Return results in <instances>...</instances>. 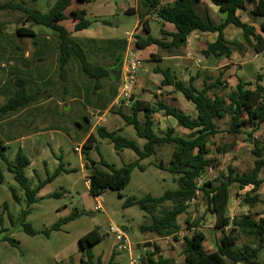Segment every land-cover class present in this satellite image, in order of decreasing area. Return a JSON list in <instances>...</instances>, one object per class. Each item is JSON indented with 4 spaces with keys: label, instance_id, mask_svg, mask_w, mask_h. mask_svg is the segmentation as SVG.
I'll use <instances>...</instances> for the list:
<instances>
[{
    "label": "rangeland",
    "instance_id": "374dc122",
    "mask_svg": "<svg viewBox=\"0 0 264 264\" xmlns=\"http://www.w3.org/2000/svg\"><path fill=\"white\" fill-rule=\"evenodd\" d=\"M7 1L9 0H0V4ZM26 1L46 11L55 2V0ZM126 1L93 0L91 4H85L84 8L88 11L87 18L91 20L97 17L94 13L95 8L104 14L112 10L114 14L113 16L105 15L113 22V25L102 27L103 23L93 22L89 30L103 29L106 37L118 39H127V31L134 30L137 25V28L143 30L142 23L138 24V16L122 9ZM128 1L134 3L135 6L138 3V0ZM77 7L78 4L74 2L67 12ZM82 7L80 6V8ZM120 9H122L121 12ZM22 19L21 13L18 11H0V22L5 27L0 35V107L13 95L14 80L17 77L27 80L28 90L35 93L38 99L18 112L0 114V139L8 145L3 152L8 160L14 161L17 151L20 148L23 149L31 160V165L26 169V175L33 188L45 180L48 175H53L60 164L63 163L67 171H62L54 177L36 195V201L29 204L25 190L15 179L14 173L9 170L7 162L0 158V173L4 176V180L0 184V264H67L71 256L73 261L79 264V239L94 228H98L102 240L94 247L93 253L96 258L107 261L110 259L115 244L114 234L108 231V227L113 225L118 226L128 236L133 246V257L136 258L139 254H144L147 251L153 252V250H146L140 245L141 240L149 238L152 234L159 236L151 230L144 231L142 229L154 222L152 215L137 203L128 207L125 206V203L129 198L141 199L148 195L160 197L167 190L179 187V176L167 169L172 157L173 145L160 146L155 154L140 160V163L145 166V170L135 167L131 173L130 182L122 190L107 189L99 198L101 208L98 210L96 208L98 198L91 194L87 181L90 173L88 168L91 166L87 165L83 151L78 152L75 147L83 145V138L95 125L93 134L97 140L95 146L88 149L90 158L98 163L104 159L116 167H121L137 160L136 152L131 148L117 150L109 139L99 136L98 128L105 127L108 130L121 128V135L136 140L141 147L146 143V139L138 137L134 126L127 124L121 115V112L130 114L131 109L124 110L117 105L110 104L105 115L107 121L99 122L100 116L105 112L99 111L102 108L96 106L94 102L96 94L91 95V102L86 99V94L93 88L95 80L91 81L82 73L78 62L74 59L68 64L65 79L62 78L58 68L57 37L53 31L44 26L35 25L34 30L40 36L35 43L32 37L16 34V30L23 25ZM116 21L117 26L114 25ZM162 23L163 21L151 17V27L156 32H159V29L165 25ZM231 29L241 30L234 25ZM231 29H228L229 34ZM155 31H153L154 34H156ZM91 35L99 37L98 30H94ZM78 37L84 39L89 36L81 33ZM42 44L46 48L44 55L38 51ZM249 49L253 55L255 52L251 47L237 51L243 56ZM40 58L42 60H39ZM248 59L251 60V58ZM91 61L100 63L110 70L115 67V57H111L103 47L99 53L92 54ZM253 62L260 71L264 72L263 55ZM194 65L195 63L192 62V71L195 72L198 67ZM147 68L148 72L140 71L139 75L154 76L150 87L157 91L155 77L158 78L162 74L156 73L149 65ZM182 72L186 73V70L183 68ZM262 77L264 79V73H262ZM115 81L116 75L112 72L110 78L104 79L105 88ZM255 81L250 82L255 83ZM167 89L165 88L160 99L185 112L189 113L193 110L182 96H177V92L173 88ZM152 90H148V93H151V96L148 97L150 102L155 103L156 97ZM141 95L143 94H138L137 97H141ZM162 113L157 116L158 118L156 117L157 120H162L168 129L173 128L178 135L186 134L185 128L181 127L175 118L168 116V120H165L167 117ZM85 115L90 117V122H87ZM227 123L228 119H223L220 121V126L225 129ZM163 129H158V133L162 134L166 131V127ZM186 131L189 130L186 129ZM254 137L264 141V129L254 132ZM252 147L245 134L237 136L225 131L220 132L210 143L212 155L217 161L204 175L203 181L227 175L229 167H233L241 173L251 171L255 159ZM223 149H227L228 152L223 153ZM219 150L222 152L221 154H219ZM161 162L164 167L159 165ZM250 189L251 187L240 189L237 183L232 186V200L228 211L230 217L252 214L256 219H259L264 216L262 202L253 205L246 203V193ZM13 190L19 200L14 198ZM56 193L59 194L56 195ZM259 194L261 198H264V184L259 190ZM171 207L172 202L167 201L159 206L157 213ZM76 210L83 214L63 224L60 230L49 231L59 219L70 216ZM187 219H190L191 222L199 220L197 230L207 231V233L210 231L204 243L207 250L212 251L221 237V233L215 228V215L208 212L206 197L203 192L198 191L187 211L179 216L178 221L181 229L176 233L177 238L174 236L168 238L167 250L174 260H184L183 251L186 247L184 236H190L195 229L189 227L186 223ZM25 224L32 226L38 233L36 235L27 233L24 228ZM6 237L14 239L15 245L5 239ZM252 242L253 237H245L240 234L239 247H242L243 244L255 247L256 245ZM119 253L116 261L119 264H130L128 251ZM258 260L264 264V249L258 253ZM228 262L229 264H238L230 260Z\"/></svg>",
    "mask_w": 264,
    "mask_h": 264
},
{
    "label": "trees",
    "instance_id": "16d2710c",
    "mask_svg": "<svg viewBox=\"0 0 264 264\" xmlns=\"http://www.w3.org/2000/svg\"><path fill=\"white\" fill-rule=\"evenodd\" d=\"M35 1L33 0V2ZM73 1L55 0L46 12H42L37 6L26 0H9L0 4V11L20 12L23 25L16 30V34L32 37L35 43L40 38L34 30L35 25L44 26L55 31L57 33L58 68L61 77L65 79L68 64L71 60H76L82 73L91 81L95 80L93 88L86 94V99L90 101L91 95L96 94V101L94 102L102 108L101 110H105L118 94L122 54L127 48L128 41L123 38L81 39L73 36L61 23L62 21L69 18L77 20L76 31L90 28L93 22L113 25L110 19L95 18L91 20L87 18L88 11L85 8L67 14L66 10ZM77 1L85 4L93 2V0ZM200 1L139 0L137 10L133 7L127 8L125 11L128 13H138L139 21L148 34L146 38L139 34L135 36L136 47L145 49L152 44H156L167 49L179 48L186 43L192 31L197 29L218 34L217 39L209 43L208 47L202 51L206 57L224 56L229 58L234 49L246 50L248 47H251L255 53L262 52L264 54V0H211L221 11L227 14L226 19L219 24H216L209 14L206 17L200 14L198 10ZM239 10L248 12L254 19H260V33L257 32L255 25L241 19L238 15ZM149 15H155L157 19L174 25L175 32L171 34L173 38L171 41L166 42L164 40L165 36L160 39L150 34V18L147 17ZM230 24L243 31V43L229 41L226 38L225 28ZM4 29L3 23L0 22V35ZM167 34L163 31V35ZM102 47L110 53L111 57H115V67L112 70L100 63L91 61L92 54L99 53ZM39 60H42V58ZM154 71L163 75L162 85L172 86L175 91L181 92L186 100L194 104L197 116L194 118L162 100L155 103L135 101L131 107L132 114L121 112V115L127 124L134 126L138 137L146 139V143L141 147L136 140L121 135V130L109 131L105 127L98 128L99 136L109 139L117 150L131 148L138 156L137 160L121 167H116L101 159L100 164L107 170L98 168L97 164L99 163L90 158L88 149L93 148L97 140L95 135L90 133L83 143L82 151L87 159V165L90 164L92 167V171L87 178L91 194L94 197H99L107 189L122 190L130 182L131 173L135 167L145 170V166L140 163V160L155 154L158 146L172 144L174 148L167 169L179 176V187L174 190H167L160 197L148 195L141 199L129 198L125 206L128 207L137 203L143 210L152 215L154 222L149 226H144L142 228L144 231L151 230L161 237L174 236L177 238L176 233L181 229L178 221L179 216L187 211L191 202L196 198L198 191H201L206 197L208 212L215 215V228L221 233V237L216 250L208 251L204 245L208 235L207 231L196 229L199 226L198 219L192 222L187 219L186 223L189 227L195 229L190 236H184L186 247L183 251V262L165 258L160 254L161 248L155 245L153 252L145 253L139 264H229L228 260L234 263L261 264L258 260V253L264 249V216L259 219H256L252 214L230 217L227 215V206L230 198L229 187L234 182L238 184L240 189L251 187L246 193V203L253 205L262 202L264 205V199H260V196L255 194L264 183V142L254 137V132L264 128V84L262 83L264 79L262 75H258L255 83L240 79L233 91L224 94L227 85L220 78L210 84L205 81L204 87L198 89L194 85L193 77L187 82L172 74L170 68L162 69L156 66ZM112 72L116 75V81L110 84L108 88H104V79L110 78ZM14 87L13 95L0 107L1 115L18 112L38 99L35 93L28 90L25 78L17 77L14 80ZM160 110H163L166 116L174 117L177 123L188 129L190 133L188 135H178L173 128H169L164 135H158L153 129L152 114ZM140 111L144 113V122L139 120L138 114ZM226 117L229 120L224 131L233 135L243 133L253 145L254 167L251 171L243 173H238L234 168L229 167L227 175H222L221 178L214 180L202 181L199 184L198 179L205 175L217 161L215 157L210 156V143L221 132L217 121ZM85 119L90 122L88 115H85ZM7 147L8 145L0 139V158L7 162L9 170L14 173L15 179L25 190L29 204L36 201V195L54 177L62 171H67L62 163L53 175H48L45 180L33 188L26 175V169L31 165V160L22 148L17 151L14 161L8 160L3 152ZM219 152L221 151L219 150ZM222 152L226 153L227 149H223ZM159 165L164 167L163 162ZM3 180L4 176L0 173V184ZM13 196L16 200H19L14 190ZM167 201L172 202V207L162 209L160 213H157L159 206ZM80 214H83V212L76 210L70 216L59 219L49 231L60 230L63 224L75 219ZM24 228L31 235L38 233L28 224H25ZM240 234L245 237H253L252 243L256 246L251 247L250 244H243L242 247H238ZM5 239L10 240L15 245L14 239L8 237ZM101 240L102 235L98 228H94L79 239L78 251L81 254L79 264H117L115 253L111 255L108 261L95 258L93 249ZM67 264H75L72 256Z\"/></svg>",
    "mask_w": 264,
    "mask_h": 264
},
{
    "label": "crops",
    "instance_id": "0c3cea01",
    "mask_svg": "<svg viewBox=\"0 0 264 264\" xmlns=\"http://www.w3.org/2000/svg\"><path fill=\"white\" fill-rule=\"evenodd\" d=\"M167 1L168 2H173L175 0H167ZM74 2H76L78 4V7L74 8V9H70V11L67 12V10L72 6V4ZM72 4L66 10L67 14H69L71 11H78V10L84 9V5H85V3L79 2L77 0H74L72 2ZM80 6H83V7L80 8ZM130 6L131 7L133 6V8H135L137 10L138 6H139V0H138V3H137L136 6L134 5V3H129V1L127 0L123 4L122 9H124V11H125ZM38 8L42 12H46V10H43L40 7H38ZM198 10H199L200 14L203 17H206L207 14H209L210 18L216 24H219L222 21H224L226 19V16H227V14L225 12L221 11L220 8L217 5H215L211 0H201L200 3L198 4ZM94 13L97 16L96 18L102 17V19H107L105 15H109V16H113L114 15L112 10H109V12L107 14H104L101 10H97V8L94 9ZM136 15L138 16V13ZM238 15L241 17V19L244 22H247L249 24L255 25L257 27V32L260 33V29H259L260 19H254L248 12L243 11V10H239L238 11ZM147 17L150 18V26H151V17H155L157 19V17L155 15L154 16H150L149 15ZM139 22L140 21H139V16H138V24H139ZM61 23L75 37H78L82 33V34H85V36H89L87 38H110V37H106L105 36L103 29H94V30H98L99 37H94V35H91V33H93L94 30H89V28L76 31L75 30V25L77 23V20H73L72 18L66 19V20L62 21ZM163 23L165 25L161 29H159V32H156L151 27L150 34L152 36H154L156 38H160V39H163V37L165 36L164 40L166 42L171 41L173 39L171 34L175 32V27H174L173 24H171L169 22H163ZM163 23H162V25H163ZM103 26L109 27V25H102V27ZM137 26L135 27L134 30L127 31V32H130V33L132 32L134 34V37H135V35H137L136 33L141 32L139 35H141L144 38H146L148 36V34L145 32L144 29L140 30L139 28H137ZM231 28H232L231 24L228 25L225 28V36H226V38L229 41H238V42L243 43V41H244L243 40V31L239 30V29H231ZM228 29L232 30L230 34L228 32ZM153 31H155L156 34H154ZM163 31H165L168 34L167 35H163ZM53 34H55V36L57 37V33L55 31H53ZM234 34H235V36H234ZM38 35H39V33H38ZM217 36H218V34L216 32H203V31H200V30L196 29V30L192 31V33L188 36L186 43L184 45H182L181 47H179V48L167 49V48H163V47H161L159 45L152 44V45L146 47L145 49H139L135 45V38L133 39L134 41L131 40L130 48L134 52L135 56L142 61V67L140 68L139 72L140 71L148 72L149 71L148 68H147L148 65L151 67L152 70H154V68L156 66H159L162 69L170 68L172 74H174L179 79H182L184 81L188 82L191 79V77H193L194 85L198 89H202L204 87L205 81H207V83L210 84V83H213L214 81H216L218 78H220V80L227 85L226 90L224 91V94H227V93L233 91L236 88V85H237V83H238V81L240 79H242L243 81H247V82L249 81L250 82V81L256 80L258 75H262V73H264V72L260 71L259 68L257 66H255L254 62H253V60L259 58L260 56H262V55L264 56V54L262 52L261 53H254L252 55L251 54L252 52L249 49L242 56L236 49H234L231 57H229V58L228 57H224V56H222V57H216V56L206 57V56H204L202 51L205 50L208 47L209 43L214 42L217 39ZM45 49L46 48L44 47V44H42L39 47L38 51L41 53V55H44ZM126 50H127V48H126ZM126 50L122 54V59H123V56H124ZM241 51H243V50H241ZM248 58H251V60H249ZM192 62L195 63V65H194L195 67H198L197 69H195V72L192 71V69H193L191 67ZM146 64H148V65H146ZM163 65H165V67H162ZM183 68L186 70V73L182 72ZM139 72H138V79H137V87L135 88L134 95H133L134 102L137 101V100H140V101H145V102L152 103V102H150V99L148 97V96H151V93H148V90L149 89L152 90V88L150 87V84L152 83V80L154 79L153 78L154 76L151 77L149 74H146V75L143 74V75L140 76ZM111 75H112V73H111ZM155 78H156L155 84L157 85L158 90L157 91L152 90V92L154 93V96L156 97V101H158V100H162V99H160V97L162 96V94H164L163 91L165 90V88H168L167 90H171V88H173V87L172 86L162 85V81H163V78H164L163 75L162 76H158V78L156 76ZM262 83H264V81ZM119 84H120V82H119ZM160 84H161V86H160ZM173 90H174V88H173ZM144 92L145 93L147 92V93L145 94ZM175 92H177V91H175ZM138 94H143V95H141V97H137ZM177 96H182L183 99L186 100V98L184 97V95L181 92H177ZM186 101L190 104L191 109H193V110H191V112H189V113L185 112V111L184 112L195 118L197 116V111L195 109L194 104L192 102L188 101V100H186ZM114 103H115V99L113 100L111 105H115ZM168 105H170V104H168ZM96 106H97V104H96ZM170 106H173V105H170ZM175 107H177V106H175ZM177 108H179V107H177ZM123 109L125 110V109H131V108H123ZM108 110H109V107L107 109L103 110V111L106 114V112H108ZM99 111H102V110L99 109ZM162 112L164 113L163 110H160V111L155 112V113L152 114V119L154 121L153 129L158 135H164L166 133V131H165L162 134H160L157 131L158 129L164 130L163 129L164 127H166V130L168 129V126L165 125L162 120L160 121V120L156 119V117L158 115H160ZM123 113H125V112H123ZM126 114H128V113H126ZM131 114H132V109H131V112H130L129 115H131ZM163 115H165V113ZM138 117H139V120L141 122L145 121L143 111L139 112ZM166 117L167 118L165 120H168V116H166ZM169 117H172V116H169ZM172 118H174V117H172ZM225 119L229 120L228 117H226ZM221 120H223V119H221ZM221 120L217 121L219 126H220V121ZM94 129H95V125H93L90 128L89 132L83 138L82 143H84L86 141V139H87V137L89 136L90 133L94 132ZM117 130H121V128H118ZM220 130H221V132L224 131V129L221 126H220ZM109 131H113V130H109ZM185 133L186 134H184V135H188L190 133V131L187 132L186 129H185ZM228 134H230V133H228ZM238 135H241V134H238ZM255 138H258V137H255ZM234 145H235V143H234ZM158 147H160V146H158ZM252 149H253V147H252ZM157 150L158 149H156V152H157ZM227 152H228V150H227ZM221 153L222 152H220L219 154H221ZM210 156L214 157V155H212V152H211ZM97 167L98 168H102L104 170H107L100 163L97 164ZM88 170L91 173L92 167L88 168ZM235 170H236V172L241 173L237 169H235ZM234 184H236V183L235 182L232 183L230 185V187H229V196H230V198H229V203H228V206H227V215L228 216H229V214H228L229 205H230L231 200H232V186ZM259 190L255 194H258L260 196ZM40 191H39V193H40ZM100 197L101 196L96 197V198H98V202H101L99 200ZM260 199H264V198L260 197ZM109 228L110 227H108V231H109ZM209 232L210 231H208V233ZM152 235L149 238L141 240L140 245H142V247H144V249H146V250H148V249L154 250V246L158 245L161 248L160 254H162L165 258H171L170 255H169V252L167 250L168 249V240H169L168 238L170 236L161 237V236H154V235L152 236ZM218 242L219 241H217V244H218ZM146 244H150L151 246L150 245L148 246ZM217 244H216V247H217ZM216 247H214V249L212 251L216 250ZM238 247H239V244H238ZM208 251H210V250H208ZM147 252H145V253H147ZM113 253L116 254L115 255V261H116L117 258L119 257L120 253L114 251V245H113V249H112L111 255ZM144 254H142V255H144ZM139 255H141V254H139ZM80 256H81V254H80ZM95 258H96V256H95ZM171 259H173V258H171ZM175 261L176 262H183L184 260L179 261V260L176 259ZM116 262H117V264H119L118 261H116Z\"/></svg>",
    "mask_w": 264,
    "mask_h": 264
},
{
    "label": "built area",
    "instance_id": "2783aa9c",
    "mask_svg": "<svg viewBox=\"0 0 264 264\" xmlns=\"http://www.w3.org/2000/svg\"><path fill=\"white\" fill-rule=\"evenodd\" d=\"M134 34L131 32H127V50L122 59V69H121V79L119 84L118 94L115 98V105L121 108H131L134 99V90L137 87V79H138V72L142 67V61L137 58L130 48L131 40H133ZM105 113L100 116L99 122H106L107 119L105 118ZM82 146H76L75 150L81 152ZM211 170V169H209ZM204 175H202L198 182L199 184L202 183ZM96 208L99 210L101 208V202H98ZM109 231L114 234L115 237V244H114V251L121 252V251H128L130 254V264H139L141 257L143 256L138 255L136 258L132 255L133 246L126 235V233L121 230L118 226H110Z\"/></svg>",
    "mask_w": 264,
    "mask_h": 264
},
{
    "label": "water",
    "instance_id": "95a60500",
    "mask_svg": "<svg viewBox=\"0 0 264 264\" xmlns=\"http://www.w3.org/2000/svg\"><path fill=\"white\" fill-rule=\"evenodd\" d=\"M121 11H122V9H120V12H121ZM114 25H115V26H117V25H118L117 21L114 23Z\"/></svg>",
    "mask_w": 264,
    "mask_h": 264
}]
</instances>
